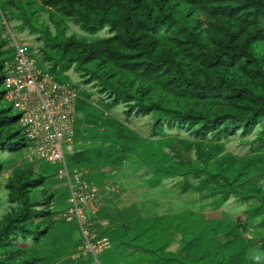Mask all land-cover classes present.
<instances>
[{"label":"trees","instance_id":"trees-1","mask_svg":"<svg viewBox=\"0 0 264 264\" xmlns=\"http://www.w3.org/2000/svg\"><path fill=\"white\" fill-rule=\"evenodd\" d=\"M1 1L0 23L8 7L19 3V0ZM42 2L60 14L61 19L72 20L88 35H96L108 28L107 36L91 40L86 37L78 38L76 35L60 36L54 43V48L60 55L55 59L53 74L59 66V59L63 67L74 64L89 75L86 81L94 78L99 80L96 85L101 92L111 97L112 105L125 102L128 113L153 116L155 119L151 135H168L165 139L154 142V145L157 147L160 142H167L174 152L184 151L188 166H192V169L183 171L185 176L182 181L177 182V186L184 192L191 189L202 191V197L210 196L209 204L216 209L224 207L232 196H239L238 203L249 200L254 195L255 198L262 199L255 193L258 192L255 189H259L257 182L261 178L260 168H264V0ZM27 11L31 9L28 7ZM6 17L8 19L9 15ZM7 43L0 28V154L7 148L10 151L24 150L27 144L19 113L11 114L13 106L4 104L6 62L13 60L10 58L11 51L9 53L6 48ZM27 48L29 50L28 46ZM145 96L150 97L149 103L144 102ZM167 98L169 101L176 99L180 108L165 106ZM79 99H82L80 93ZM191 102L202 107L195 109ZM100 114L97 121L101 123L100 128L109 135L102 139L113 140L120 137L119 133L107 132L111 123L120 125L118 120L105 111ZM82 121L77 118V134ZM237 136L250 145V150L242 156L233 151L224 152L225 143L236 140L239 138ZM142 140L139 139L140 142ZM255 143L257 144L254 145ZM194 144L198 147L196 156L191 152ZM195 158L198 162H195ZM2 168L0 163V172ZM190 173L191 178L187 176ZM34 176L16 186L18 195L15 198L20 197L24 206L20 214L12 216L6 226L1 228L0 243H4L10 234H16L20 229L25 231L19 222L22 218V222L25 221L24 218L33 211H40L45 215L49 213V209L45 207H49L48 198L52 194L43 195L44 202H34L46 205L36 210L37 208H32L36 204L31 203L27 195L29 190L24 191L27 186L38 187L43 184V175L37 173ZM194 178L199 180L198 183L193 182ZM253 186L255 188L251 190ZM207 189L209 193L204 192ZM245 191H250V195L242 194ZM68 203V207H73L72 202L68 200ZM246 212L260 214L258 227L264 232V200L254 207L249 206ZM194 213V217L203 219L193 220L201 230L192 234L184 233L181 253L171 256L162 250L169 243L168 237H164L168 234L169 222H173L176 216H181L182 220L190 219V210L149 218L136 217L133 221L118 224L117 227H122V231L128 225L126 232L132 229L140 237L139 240L143 241L139 242L141 245L135 246L138 250L131 252L132 258L126 260V263H264V257L247 258L248 250L259 241L264 248V233L256 239L244 232L241 226L243 223L233 220L226 210L216 219L206 218L205 213L192 211ZM61 217L60 221L70 223L65 216ZM99 217L98 209L93 218L96 224L92 225L98 230L104 225L98 220ZM226 218L228 221L224 222ZM74 221L80 227L77 216ZM140 221L149 226L138 228ZM110 227L111 225L99 232L110 241L106 248L110 249L114 240L118 257H127L122 235L115 236L114 228ZM48 230L49 226H44L35 231L46 234ZM126 232L123 234H127Z\"/></svg>","mask_w":264,"mask_h":264},{"label":"rangeland","instance_id":"rangeland-1","mask_svg":"<svg viewBox=\"0 0 264 264\" xmlns=\"http://www.w3.org/2000/svg\"><path fill=\"white\" fill-rule=\"evenodd\" d=\"M42 3V0H19L18 4L8 7L0 23L2 36L8 42L6 48L9 53L10 51L12 53L11 60L15 56L17 45L26 44L29 47L27 55L34 64L47 69L54 79L63 83H73L80 88L82 99H79L77 104L79 119L83 121L78 134L76 133L74 143L70 147L66 145L64 147L65 161L73 175L75 170L83 172L84 179L98 191V197H94L85 209L81 207L84 215L83 224L91 225L89 234H82L78 222L74 219L68 220L70 223L60 221L61 216H65V212L71 208L68 207L71 194L69 179L65 174L63 161L58 158L30 161L24 158L23 150L10 151L9 148L2 150L0 154V163L3 165L0 172V230L6 226L12 216L20 214L24 206L20 197L15 198V195H18L16 186L32 179L37 173L43 175L44 182L41 186H27L24 189L25 192L29 190L27 195L31 203L36 204L32 207L37 208L36 210L46 205L41 206L34 202L43 200V195L52 194V197L48 198L49 207H45L49 209L47 215L40 211L39 213L33 211L30 216L24 218L25 221L22 222V218L19 222L24 226L25 231L20 229L16 231V234H10L4 243H0L2 264H119V262L130 264L126 263V260L132 258L131 252L138 250L135 246L141 245L139 242L143 241L139 240L140 237L132 229L126 232L128 225L122 231V227H117L118 224L133 221L136 217L141 219L163 214H177L186 209L191 212L190 219L182 220L181 216H176L173 222H169L168 234L164 236L168 237L169 243L163 247L164 249L162 248L168 256L176 255L181 251L184 233L192 234L201 230L193 220L202 221L203 219L194 217L195 213L192 214V211L199 214L205 213L208 219H216L222 216V211L226 210L233 220L243 223L241 226L244 232L258 239L259 235L264 233L262 228L258 227L260 214L246 212V209L264 200V168H260L261 178L257 182L259 189H255L258 190L255 193H258L262 199L255 198L253 194L254 196H251L249 200L238 203L239 196H236L237 198L232 196L224 207L216 209L209 204L210 196L202 197V191L191 189L184 192L176 184L185 176L183 171L192 169V166H188L184 151L174 152L167 142H160L157 147L154 145V142L163 140L168 135H151L155 119L153 116L128 113V105L125 102L112 105L111 97L101 92L100 87L96 85L99 80L94 78L92 81H86L89 75L74 64L63 67L59 59V66L53 74L55 59L60 55L54 48V43L60 36L76 35L78 38L86 37L91 40L107 36L108 28L99 31L96 35H88L72 20L61 19L60 14ZM0 4L2 5L1 0ZM28 7L31 11H27ZM89 66L92 67V65ZM144 102L149 103L150 97L145 96ZM191 103L195 109L202 107ZM4 104L10 105V102L5 100ZM164 105L180 108L176 99L169 101L167 98ZM104 111L120 123V125L111 123L107 132L119 133L120 137L116 136L118 138L113 140L102 139L103 136L109 137L100 128L101 123L97 121L101 115L100 112ZM10 113L18 114L19 111L13 107ZM138 137L143 140L140 142ZM240 138L226 142L224 152L233 151L234 154L242 156L249 151V143L239 140ZM193 147L191 152L196 156L198 147L195 144ZM195 162H198L197 158ZM31 171L32 175H30ZM190 175L191 173L187 176L191 178ZM198 181L197 178L193 179L194 183ZM254 188L255 186L251 187V190ZM204 192L209 193L208 189ZM245 193L250 195V191L242 194ZM98 209L100 210L98 220L104 224L99 230L92 226L96 224L93 218L98 213ZM227 221L226 218L224 222ZM110 225L111 229L114 228L115 236L122 235L127 257H118L114 240L111 248H106L102 252L99 251V247H95L94 242L101 238L100 233H95L107 229ZM137 225L138 228L149 226L145 225V222L141 224V221ZM44 226H49L46 234L35 231ZM261 257H264V248L259 241L255 247L248 250L247 258ZM138 262L144 264L143 261Z\"/></svg>","mask_w":264,"mask_h":264},{"label":"built area","instance_id":"built-area-1","mask_svg":"<svg viewBox=\"0 0 264 264\" xmlns=\"http://www.w3.org/2000/svg\"><path fill=\"white\" fill-rule=\"evenodd\" d=\"M27 51L26 44L17 45L13 60L6 62L3 86L5 99L19 111L22 133L27 142L24 158L30 161L58 158L63 161L71 191L69 201L73 203L64 215L68 220L77 216L82 234H89L91 225L83 224L81 207L85 209L98 191L84 179L82 171L75 170V175L70 172L64 152L65 145L70 147L76 139L80 88L54 79L29 59ZM100 237L94 245L103 251L110 241L106 236Z\"/></svg>","mask_w":264,"mask_h":264},{"label":"clouds","instance_id":"clouds-1","mask_svg":"<svg viewBox=\"0 0 264 264\" xmlns=\"http://www.w3.org/2000/svg\"><path fill=\"white\" fill-rule=\"evenodd\" d=\"M7 27L9 28L8 24H7Z\"/></svg>","mask_w":264,"mask_h":264}]
</instances>
